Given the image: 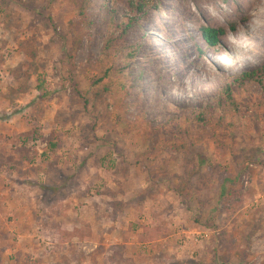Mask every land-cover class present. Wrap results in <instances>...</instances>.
I'll return each mask as SVG.
<instances>
[{
  "label": "rangeland",
  "instance_id": "374dc122",
  "mask_svg": "<svg viewBox=\"0 0 264 264\" xmlns=\"http://www.w3.org/2000/svg\"><path fill=\"white\" fill-rule=\"evenodd\" d=\"M87 14L0 0V264H264V81L237 87L222 123H166L264 64V0ZM110 18L123 47L104 54ZM205 26L225 30L218 45ZM107 62L121 73L95 85ZM240 167L242 199L220 203Z\"/></svg>",
  "mask_w": 264,
  "mask_h": 264
},
{
  "label": "trees",
  "instance_id": "16d2710c",
  "mask_svg": "<svg viewBox=\"0 0 264 264\" xmlns=\"http://www.w3.org/2000/svg\"><path fill=\"white\" fill-rule=\"evenodd\" d=\"M73 3L75 7L78 9L79 16L81 17V20L84 24L89 23L88 21V5L89 0H73ZM139 9V7L136 8ZM135 12V10H133ZM140 13L142 12L140 8ZM136 21V18L132 16L131 18H128L127 23L123 27V29H120L118 32L121 35H125L127 33V29H129ZM110 34L108 35V38L106 40V45L104 47V54L110 53L113 49L117 50L123 47V42L121 41V36H116V24L112 21L110 18ZM119 29V27L117 28ZM225 30L221 27L214 28L210 26H205L201 28V35L204 39V41L209 46H216L220 43L219 36L224 34ZM119 34V35H120ZM119 73H121V70L119 68H116L113 66V64H110L107 62V65L103 66L101 69V76L98 78V80L94 81V84H100L102 82H105V80L108 79L114 80L116 77L119 76ZM253 80L256 81H264V64L251 71H244L240 75L236 76L234 80V84L225 85L219 92L217 99H215L212 103H207L200 108H193L190 110H184L183 114L176 115L168 118L166 120V123H187V124H194L198 127H201L203 125H209L212 115H217V122L222 123L224 121V118L228 114L232 113H238L240 110V102L237 100V98L234 95V90L237 87H243L246 82H251ZM107 83V82H105ZM123 86V85H122ZM124 87V86H123ZM105 88V86H104ZM126 88H124L123 91H125ZM34 132H28L25 134V137L28 138L32 136ZM25 147V146H24ZM55 144L51 141H48V148L50 150L54 149ZM21 149V148H20ZM23 151L22 149L20 152ZM6 162V158L0 154V166L4 165ZM248 164V163H247ZM243 167H240L238 170V173L225 176L222 181L220 182V192L218 196V200H220V203H224L223 200L225 198L230 197H237V199H242L243 194L246 189V187L243 185V183L247 182L243 180ZM240 184V186H238ZM248 188V187H247ZM222 201V202H221ZM226 205V204H225ZM225 210L229 209L227 206H224Z\"/></svg>",
  "mask_w": 264,
  "mask_h": 264
},
{
  "label": "built area",
  "instance_id": "2783aa9c",
  "mask_svg": "<svg viewBox=\"0 0 264 264\" xmlns=\"http://www.w3.org/2000/svg\"><path fill=\"white\" fill-rule=\"evenodd\" d=\"M201 235V234H200ZM202 235H206V234H202Z\"/></svg>",
  "mask_w": 264,
  "mask_h": 264
},
{
  "label": "bare ground",
  "instance_id": "6f19581e",
  "mask_svg": "<svg viewBox=\"0 0 264 264\" xmlns=\"http://www.w3.org/2000/svg\"><path fill=\"white\" fill-rule=\"evenodd\" d=\"M227 54V52H225Z\"/></svg>",
  "mask_w": 264,
  "mask_h": 264
}]
</instances>
